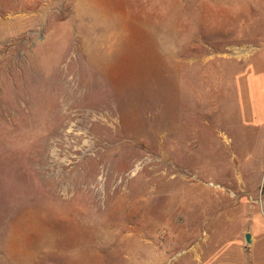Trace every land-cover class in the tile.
Here are the masks:
<instances>
[{
	"label": "rangeland",
	"instance_id": "rangeland-1",
	"mask_svg": "<svg viewBox=\"0 0 264 264\" xmlns=\"http://www.w3.org/2000/svg\"><path fill=\"white\" fill-rule=\"evenodd\" d=\"M0 264H264V0H0Z\"/></svg>",
	"mask_w": 264,
	"mask_h": 264
},
{
	"label": "water",
	"instance_id": "water-1",
	"mask_svg": "<svg viewBox=\"0 0 264 264\" xmlns=\"http://www.w3.org/2000/svg\"><path fill=\"white\" fill-rule=\"evenodd\" d=\"M245 237H246V240H247L248 243H250L252 241V237H251V233L250 232H247Z\"/></svg>",
	"mask_w": 264,
	"mask_h": 264
}]
</instances>
